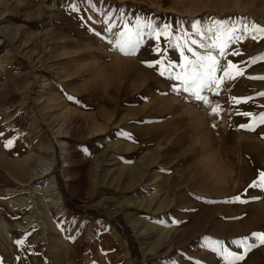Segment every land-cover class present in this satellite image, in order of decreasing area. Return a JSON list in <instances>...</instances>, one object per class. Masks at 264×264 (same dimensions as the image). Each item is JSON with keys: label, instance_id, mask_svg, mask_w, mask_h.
I'll return each mask as SVG.
<instances>
[{"label": "rangeland", "instance_id": "374dc122", "mask_svg": "<svg viewBox=\"0 0 264 264\" xmlns=\"http://www.w3.org/2000/svg\"><path fill=\"white\" fill-rule=\"evenodd\" d=\"M137 20L246 69L222 85L219 115L175 79L184 61L168 40L116 50ZM217 21L244 37L224 57L211 47ZM254 24L264 27V0H0V264H227L220 253L243 254L233 241L245 237L257 246L237 264H264L252 237L264 232V190L250 187L264 171V125L248 131L237 114L264 113L263 81L247 78L264 76V39L243 30ZM158 60L171 75L146 66Z\"/></svg>", "mask_w": 264, "mask_h": 264}, {"label": "snow or ice", "instance_id": "6c2138e0", "mask_svg": "<svg viewBox=\"0 0 264 264\" xmlns=\"http://www.w3.org/2000/svg\"><path fill=\"white\" fill-rule=\"evenodd\" d=\"M75 10V9H74ZM111 19V18H109ZM116 27V24H109L107 27V31L111 32L113 28ZM125 30L119 33V41L116 43L115 48L119 50L124 55H135L137 50L140 48L144 36L149 35L155 41L159 42L161 38L168 40L171 46L180 49V55L183 58L184 63L180 65L182 71L175 76L176 80H179L183 83L184 91L190 92L192 96L197 101H202L205 104H210V101L201 93L204 90L209 92H214L215 94H219L222 85L227 80H234L237 77H241L245 75L246 69L241 68L239 65L228 62L227 67H223L220 65V61L216 56L212 54L208 55H200L197 52H194L193 49L189 45H195L198 43L197 40L191 39L189 35L185 34L183 36L177 37L173 42L172 37V28L171 25L165 24L162 28H157L151 23H147L142 20H137L134 27H128V22H124ZM149 29L150 31L145 33V29ZM194 28L197 34H200L199 23L196 22L194 24ZM238 28H229L227 24L223 21L215 22V27L208 29L210 32H216L217 42L213 43L211 47L218 48L220 57L226 56V49L229 46V43L234 39L239 41L244 37H236L235 32L238 31ZM248 37L253 40L264 39V27L254 24V25H245L243 29ZM201 47H207V45H200ZM185 49L192 54L193 59H189L188 56L184 54ZM162 54V53H161ZM233 55H241L240 52H233ZM260 61H264V56L259 57ZM257 59L253 58L250 61L245 62L247 65L251 66L252 64L257 63ZM160 66L159 74L161 76L171 75L170 69L175 65L166 64L165 61L158 60L155 63H147L146 66L150 68H155ZM223 71V75L217 77L218 71ZM248 79L255 80H264V76H249ZM260 96H264V93H260ZM254 99L253 97H245V98H237L232 97V101L235 104L247 103L250 100ZM221 107L219 105L212 107V114L219 115L221 111ZM238 115H242L248 117L251 123L246 125H241L240 127L248 130L255 131L258 126L264 125V113L259 114L258 116L251 112H238ZM215 127V125H213ZM2 135V134H0ZM12 141H8L7 146H11ZM250 187L259 188L264 190V171L260 172L259 180L254 181ZM235 202L245 203L247 201L241 199V197H235ZM252 237L255 241H258L260 245H264V232H255L252 233ZM18 243H23V241H18ZM214 245L213 250H218L216 246L220 245L219 241H213ZM233 243L237 244L239 247L243 249V254H237L229 251H223L220 254L226 260L227 264H237V262L245 259L246 254L257 245L255 243H250L249 238L245 237L241 240L233 241Z\"/></svg>", "mask_w": 264, "mask_h": 264}, {"label": "bare ground", "instance_id": "6f19581e", "mask_svg": "<svg viewBox=\"0 0 264 264\" xmlns=\"http://www.w3.org/2000/svg\"><path fill=\"white\" fill-rule=\"evenodd\" d=\"M21 164V163H20ZM50 168V167H49ZM49 168H46V169H42V170H40L39 172H35L34 170H32L31 172H30V177H31V179H36V177L37 176H40V174H42V175H44V174H47L48 172H50V170H49ZM18 171V170H17ZM37 171V170H36ZM24 172V171H23ZM22 181V180H21ZM23 184H25V183H23ZM56 189V182H55V180H54V178H53V180H52V185L50 186V191L52 192L53 190H55ZM32 191H37V190H32ZM39 191V190H38ZM28 198H23V197H20V198H18V199H15L14 201H13V206L16 208V209H19V210H21L26 204H28L27 202H28ZM58 203H60L59 202V200L57 201V200H54V201H52V204L54 205V204H58ZM35 205H38L37 203L35 204ZM35 208H37V206H35ZM253 264V263H252Z\"/></svg>", "mask_w": 264, "mask_h": 264}, {"label": "built area", "instance_id": "2783aa9c", "mask_svg": "<svg viewBox=\"0 0 264 264\" xmlns=\"http://www.w3.org/2000/svg\"><path fill=\"white\" fill-rule=\"evenodd\" d=\"M203 95L210 101V104H206L208 107H212L214 105H218L221 101V92L219 94H215L214 92H209L207 90L203 91ZM104 210L109 214L118 213V209L114 204H108L104 206Z\"/></svg>", "mask_w": 264, "mask_h": 264}, {"label": "crops", "instance_id": "0c3cea01", "mask_svg": "<svg viewBox=\"0 0 264 264\" xmlns=\"http://www.w3.org/2000/svg\"><path fill=\"white\" fill-rule=\"evenodd\" d=\"M263 81V84L261 85H259V89L260 88H264V80H262ZM241 89V88H240ZM241 90H243V88L241 89ZM236 91H240L239 89L238 90H236ZM235 97V96H234ZM260 99H264V98H262V97H259Z\"/></svg>", "mask_w": 264, "mask_h": 264}]
</instances>
